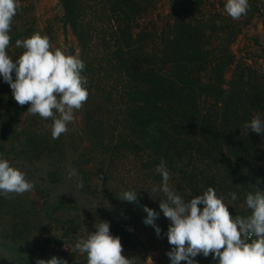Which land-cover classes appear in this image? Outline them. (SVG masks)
Here are the masks:
<instances>
[{
	"label": "trees",
	"instance_id": "16d2710c",
	"mask_svg": "<svg viewBox=\"0 0 264 264\" xmlns=\"http://www.w3.org/2000/svg\"><path fill=\"white\" fill-rule=\"evenodd\" d=\"M27 1L20 0L21 5ZM160 1L58 0L63 26L76 44L70 54L84 61L82 75L88 81V99L80 112L79 188L88 192L89 176L103 177L108 180L104 197L112 207L101 214L125 213L143 222V206L154 210L159 201L149 184L162 181L155 169L163 159L170 185L184 198L213 187L225 196L233 217L248 215L245 194L255 186L264 191V135L244 124L257 114L264 119V70L237 59L233 46L248 18H264V0H248L249 11L239 20L225 12L226 0H165L168 13L159 26L154 12ZM20 11L9 33L8 54L17 53L13 60L23 52L15 41L38 32ZM254 43L260 46L258 40ZM29 106L17 104L0 77V155L8 144L28 162L61 154V139L51 137V119L38 115L37 121L21 126ZM190 155L202 158V168L182 166ZM124 168L127 177L119 179ZM128 190L138 193L139 203L118 199ZM229 192L236 193L235 201ZM19 223L8 232L13 241L32 231V220ZM156 226L167 234L168 224ZM76 229L70 228L74 235ZM75 259L86 264L77 252L65 260L76 264Z\"/></svg>",
	"mask_w": 264,
	"mask_h": 264
},
{
	"label": "clouds",
	"instance_id": "9594fccd",
	"mask_svg": "<svg viewBox=\"0 0 264 264\" xmlns=\"http://www.w3.org/2000/svg\"><path fill=\"white\" fill-rule=\"evenodd\" d=\"M224 7L228 16L239 20L247 15L250 5L248 0H226ZM20 9V0H0V77L10 86L17 104L30 105L29 114L53 121L51 137L59 139L88 99V81L82 75L86 65L78 55L53 48L50 38L39 32L15 41V46L23 52L13 60L7 51L11 41L9 33ZM244 128L264 135V119L254 115ZM155 170L162 182L152 191L163 193L159 207L170 221L166 234L172 246L166 253L170 264L182 261L196 264L194 258L200 254L204 257L211 254L217 264H264V191L255 186L254 192H247L245 205L250 214L233 217L224 202L225 196H218L213 187L186 199L170 185L171 176L163 159ZM68 176L71 179L78 173L72 169ZM77 187H83L82 180ZM33 189L34 184L26 179L25 173L0 155V195L10 198V194L22 195ZM228 196L231 201L237 199L235 192H229ZM118 199L139 203L134 190L120 193ZM143 210L147 213L143 222L153 226L159 236L161 230L155 224L159 214L146 205ZM93 229L86 237L78 238L73 248L86 258V264H154L151 254L143 261L138 256L123 255L120 237L110 233V222H95ZM75 261L80 264L78 259ZM35 264H68V261L52 256L48 260L38 258Z\"/></svg>",
	"mask_w": 264,
	"mask_h": 264
},
{
	"label": "rangeland",
	"instance_id": "374dc122",
	"mask_svg": "<svg viewBox=\"0 0 264 264\" xmlns=\"http://www.w3.org/2000/svg\"><path fill=\"white\" fill-rule=\"evenodd\" d=\"M168 13L165 0L158 3L154 12V20L162 25ZM21 16L28 23H33L36 31L47 35L53 48H61L70 54L76 48L75 40L71 33L64 28L61 21V8L58 0H28L21 5ZM260 46H256L254 40ZM264 18L253 14L248 18L242 28V34L233 46L237 59H245L259 70H264ZM15 51L10 55L14 59ZM227 74V79L230 77ZM81 109L75 113V121L68 125V131L60 136L62 153L42 158L39 161L28 162L14 155L12 145L4 146L3 158L10 165L25 173L28 181L34 184V189L22 195L10 194V198L0 195V260L9 264L35 263L38 258L45 260L52 256L68 259L72 256L75 242L78 238L86 237L92 232L93 224L100 220L110 222L114 230L113 236H119L123 246V255L128 258L138 256L141 261L151 254L154 264H170L166 255L172 246L168 243L167 235L160 233L157 236L154 229L147 227L132 215L121 213L120 217L103 216L101 212L110 209L112 204L105 199L108 180L90 175L91 190L83 192L77 187L79 182V155L83 151V140L80 132ZM39 119L37 115L24 117L20 124L31 123ZM48 126H46L47 128ZM51 130V129H50ZM201 157L190 155L181 163L190 170L200 165ZM75 169L77 177L69 179L68 173ZM126 168L122 169L119 179L127 177ZM159 174V173H158ZM160 176V174H159ZM154 180L155 175H150ZM161 177V176H160ZM162 181L150 183L149 187L153 196L159 198L154 211L158 218L156 225L170 221L164 216L159 204L164 199L163 193L153 192L154 187H159ZM155 184V185H154ZM112 186V185H111ZM32 220V231L22 241H13L8 237L10 228L20 225V221ZM77 228L76 234L70 230ZM70 227V228H69ZM22 228V227H21ZM196 264H207L212 255L196 256ZM1 264V261H0ZM181 264H186L182 261Z\"/></svg>",
	"mask_w": 264,
	"mask_h": 264
}]
</instances>
